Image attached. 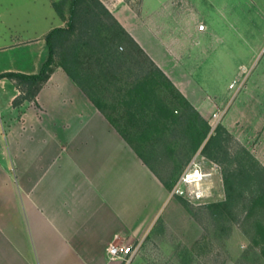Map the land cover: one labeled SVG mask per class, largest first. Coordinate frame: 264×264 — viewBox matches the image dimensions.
Returning <instances> with one entry per match:
<instances>
[{"label": "crops", "instance_id": "0c3cea01", "mask_svg": "<svg viewBox=\"0 0 264 264\" xmlns=\"http://www.w3.org/2000/svg\"><path fill=\"white\" fill-rule=\"evenodd\" d=\"M60 1L0 0V75L39 73L46 36L67 26L54 7ZM101 1L194 108L206 120L223 114L221 125L264 167V88H241L230 106L232 97L221 101L190 82L184 61L198 39L190 50L166 42L149 26L145 0L134 16L129 5ZM20 94L14 81L0 80V264L116 263L109 246L141 242L169 198L128 142L138 138V117L111 94L100 110L61 67L35 101L15 107Z\"/></svg>", "mask_w": 264, "mask_h": 264}, {"label": "trees", "instance_id": "16d2710c", "mask_svg": "<svg viewBox=\"0 0 264 264\" xmlns=\"http://www.w3.org/2000/svg\"><path fill=\"white\" fill-rule=\"evenodd\" d=\"M68 6V16L65 8ZM67 26L53 29L45 38L48 58L39 73L26 75L7 72L21 90L13 105L35 101L54 71L61 67L101 110L102 98L111 94L130 109L137 140L128 142L150 170L171 191L184 168L177 165L161 176L142 151L158 136L185 134L191 154L202 147V154L216 163H225V200L212 201L208 208L217 223L230 221L238 226L264 255V167L228 132L223 125L213 131L209 122L194 108L168 76L148 57L141 46L118 22L101 0H62L54 4ZM127 46L124 53L119 51ZM112 87V88H111ZM127 139V134L122 132ZM240 152H230V144ZM192 158L187 156V163Z\"/></svg>", "mask_w": 264, "mask_h": 264}, {"label": "rangeland", "instance_id": "374dc122", "mask_svg": "<svg viewBox=\"0 0 264 264\" xmlns=\"http://www.w3.org/2000/svg\"><path fill=\"white\" fill-rule=\"evenodd\" d=\"M104 1L113 8L129 5L125 10L134 16L141 13L143 0ZM174 1L145 0V16L150 17L152 29L160 28L168 43H180L190 50L196 39L200 41L197 50L193 45L192 58L184 61L193 86L213 90L221 101L232 97L230 106L239 101L241 88H264V0H185L181 7ZM126 49L123 45L119 51ZM135 145L143 148L164 178L177 165L185 168L187 156L196 154H191L181 131L177 137L170 133L158 136L145 148L139 142ZM229 150L240 152L235 143ZM219 165L223 178L226 165ZM223 200V181L218 179L210 202ZM207 205L168 198L142 241L132 245L137 252L130 264H264L262 249L237 224L241 215L217 223Z\"/></svg>", "mask_w": 264, "mask_h": 264}, {"label": "built area", "instance_id": "2783aa9c", "mask_svg": "<svg viewBox=\"0 0 264 264\" xmlns=\"http://www.w3.org/2000/svg\"><path fill=\"white\" fill-rule=\"evenodd\" d=\"M223 114L212 115L209 124L212 131L220 124ZM221 166L208 159L199 150L186 165L183 172L169 192V198L182 199L192 204L204 205L213 198L215 182L219 179L222 183ZM137 252L132 246L111 244L108 256L111 261H122L130 264Z\"/></svg>", "mask_w": 264, "mask_h": 264}]
</instances>
